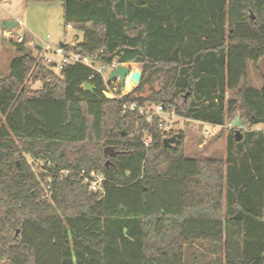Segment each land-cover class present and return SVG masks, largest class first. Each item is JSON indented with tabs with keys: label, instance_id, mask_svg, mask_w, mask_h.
Here are the masks:
<instances>
[{
	"label": "trees",
	"instance_id": "16d2710c",
	"mask_svg": "<svg viewBox=\"0 0 264 264\" xmlns=\"http://www.w3.org/2000/svg\"><path fill=\"white\" fill-rule=\"evenodd\" d=\"M55 1L65 28L83 32L66 50L140 67L123 100L220 126L239 112L248 128L241 140L232 129L226 158L187 157L184 131L123 111L122 91L107 96L113 82L96 69H58L43 47L11 39L18 54L0 78V264H264V71L260 88L249 78L264 61V0H25ZM106 146L122 153L106 156ZM26 155L44 163L40 176ZM81 170L102 172L103 191H89Z\"/></svg>",
	"mask_w": 264,
	"mask_h": 264
},
{
	"label": "rangeland",
	"instance_id": "374dc122",
	"mask_svg": "<svg viewBox=\"0 0 264 264\" xmlns=\"http://www.w3.org/2000/svg\"><path fill=\"white\" fill-rule=\"evenodd\" d=\"M17 16L19 25L16 27L14 35H23L34 40L36 45H28L29 51H34L36 46L45 47L49 44L54 49L60 46L61 42L73 44L78 40L83 39V32L73 27L64 26L63 20V6L61 1L51 3H30L26 4L25 0H0V78H5L9 72V63L12 57L18 54L17 48H14L13 40L2 39V24L7 18ZM5 34V32H4ZM77 37V39H76ZM30 40V39H29ZM14 46V47H13ZM55 60H59L57 55H53ZM131 70H141L137 64H131ZM264 61H262L258 68L254 64L250 65V79L254 80V84H258V80L263 75ZM110 69L105 72L108 78ZM32 89L41 87V82L30 81ZM135 84L127 79L124 87L119 85L116 81L110 86L107 91V96H116V91L128 93L135 88ZM113 92V93H111ZM150 93L146 89L143 93L135 92V96H145ZM228 98L241 99V95L236 90L228 91ZM248 128V124L241 119L239 112L233 117H228L224 126L210 124L204 121L190 120L181 115L176 118L174 124L175 133L179 131L185 132V153L187 157L198 158H226L228 151V139L232 133V129L243 131ZM260 128H264L261 125ZM31 163L35 173L40 176L43 171V162L33 159L30 155H26Z\"/></svg>",
	"mask_w": 264,
	"mask_h": 264
},
{
	"label": "built area",
	"instance_id": "2783aa9c",
	"mask_svg": "<svg viewBox=\"0 0 264 264\" xmlns=\"http://www.w3.org/2000/svg\"><path fill=\"white\" fill-rule=\"evenodd\" d=\"M5 38L13 39L17 43H22L25 41V37L23 35H18V34L14 35L13 31H10V30L5 31ZM54 54L59 57L58 61L53 58ZM42 55L47 62L56 63L58 69H62L68 63H74V62L83 63L89 67L96 69L98 72H100L104 76V79L106 82L109 81V79L105 75L106 70L110 69V72H111V70L115 69L120 64L114 61L108 66L95 65L93 57L81 56L74 52L68 51L65 49V47H61V46L56 47L54 49L49 44H46L45 47H43ZM115 81L117 83L119 82L120 84L119 79L110 81V82L114 83ZM105 93L107 95V92ZM124 94L126 93H122V95L119 96L121 100H123L122 96ZM127 110H132V111L137 110L140 113V115H142L143 117L145 116L148 121H153L155 118H158L159 127L165 131L172 130L174 128L176 118L180 116L175 106H170L166 108L163 104H156V103L141 104L136 100H123V111H127ZM151 141H152V136L146 133L145 138H144L145 144L149 146ZM48 164L50 165V163ZM66 173H68V171H60L59 175L62 176V174H66ZM80 174L83 178V183L88 185L89 191L91 192L103 191L104 181L106 177L102 172L92 170L90 174H88L86 170H81ZM50 180H51V177L48 176L46 178L48 185H46L45 183L43 184V186L45 187L47 197L51 196V185L49 184Z\"/></svg>",
	"mask_w": 264,
	"mask_h": 264
},
{
	"label": "water",
	"instance_id": "95a60500",
	"mask_svg": "<svg viewBox=\"0 0 264 264\" xmlns=\"http://www.w3.org/2000/svg\"><path fill=\"white\" fill-rule=\"evenodd\" d=\"M252 17L254 18V15L252 14ZM19 25V21L17 20H6L2 24V28L4 30H13ZM68 44L61 42V47H66ZM141 70H131L130 65H124L119 64L115 69L111 70L109 74V81L118 80L120 81L121 85L124 87L126 84V81L128 78L135 84V86H138L141 79ZM85 90L94 92V85L85 83ZM236 139L241 140L243 138V134L240 130H237L236 133ZM176 141V136L172 137H166L164 139V144L169 145ZM104 153L106 156L110 157H116L118 154L122 153V151L117 150L114 146H106L104 149ZM110 165H114V163L111 160L106 161V166L109 167ZM18 233V232H17Z\"/></svg>",
	"mask_w": 264,
	"mask_h": 264
},
{
	"label": "crops",
	"instance_id": "0c3cea01",
	"mask_svg": "<svg viewBox=\"0 0 264 264\" xmlns=\"http://www.w3.org/2000/svg\"><path fill=\"white\" fill-rule=\"evenodd\" d=\"M7 20H18V18H17V16H11V18H7ZM16 29V28H15ZM15 29H13V30H10V31H13V32H15ZM5 31H7V30H4L3 28H2V33H1V36H2V39H6L5 38V34H4V32ZM30 39V40H29ZM76 39H77V37H76ZM6 40H9V39H6ZM63 43H65V42H63ZM26 44L27 45H36V43H34V40L32 39L31 40V38L29 37V38H27L26 37ZM15 46V45H14ZM13 46V47H14ZM41 47V46H40ZM43 47V46H42ZM14 48H16V46L14 47ZM15 56V55H14ZM13 56V57H14ZM12 57V58H13ZM11 61V60H10ZM263 70H264V68H263ZM252 79V78H251ZM250 79V82H252L253 83V81L254 80H251ZM258 84H254L255 86H257V87H261L262 85H263V77L261 76V78L258 80V82H257ZM255 128H257V129H259L260 128V126H256Z\"/></svg>",
	"mask_w": 264,
	"mask_h": 264
}]
</instances>
